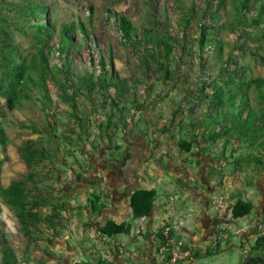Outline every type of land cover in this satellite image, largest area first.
Instances as JSON below:
<instances>
[{
    "label": "rangeland",
    "instance_id": "obj_1",
    "mask_svg": "<svg viewBox=\"0 0 264 264\" xmlns=\"http://www.w3.org/2000/svg\"><path fill=\"white\" fill-rule=\"evenodd\" d=\"M35 1L48 8L52 20H80L86 23L88 16H92L93 33L89 37L90 46L79 33L76 34L81 43L78 55L85 65L75 69L78 78L73 76L66 82L58 74L57 78L65 88L61 89L51 80H46V89L42 92L28 89L27 95L32 96L33 101L24 100L21 111H15L13 115L2 119L6 141L0 145V184L6 188L15 181L25 180L31 173L32 179L25 184L27 202L38 203V207L34 206L35 210L31 211L36 212L37 218L31 223L26 216L23 217L26 222V226H23L18 217L21 209L11 208L0 199V235L10 244L17 264H48L52 255L47 245L53 242L50 240L52 231L58 224L50 219V215L63 208L70 186L76 185L78 177L91 171L89 165L100 164L98 159L101 151L112 148L114 157L123 159L130 143L126 138L143 135L147 143L153 140L151 133L146 134L149 124L146 123V116H156L159 122H165V127L172 126L177 120L187 121L191 117L202 116L208 109L206 102L200 101L197 96V90L204 85L203 82L209 85L205 89L208 94L217 88L227 90L236 87L246 92L250 102L255 103L258 93L252 81L264 80V31L255 33L259 29L239 26L234 13L238 0ZM14 2L17 0H0V43L3 42L16 56L29 58L37 49L32 39L34 24L26 23L14 12L9 5ZM112 13L129 21L140 37L146 38L147 31V36L152 39L158 36L167 40L172 46L170 55L166 59L160 57L157 42L152 39L145 40L139 46L129 45L117 30ZM187 20L190 24H187ZM200 26L206 27L207 38L221 42L220 52L209 46L199 52L195 41L201 35ZM92 44L96 45L99 53ZM99 54L104 56L106 67L104 70L96 69L97 75L103 72L105 77H109L115 73L119 80L125 82L122 88L110 86L100 90L91 87L89 91L88 85L84 87L79 78H84L86 72L92 70L90 65L97 64ZM109 59L113 62V71L108 66ZM227 61V68H237L235 83L232 84L222 83L229 80L223 71L224 62ZM54 65H59L58 60L49 58L48 66ZM161 69L166 71L165 79ZM2 71L0 61V85L6 86ZM234 91L223 92L226 104L239 103V90ZM216 100L218 98L214 100L217 103ZM214 102H210L214 108L210 107L212 117L220 118V124L226 126L225 134L230 137L228 148L239 146L229 159L230 169L235 166L242 172L240 178L243 186L239 189L238 197L251 201L255 196L262 195L264 148L252 150L246 146L245 135L236 137V132L229 131L241 124L249 126L252 120H245L244 115L238 122L236 116L225 113V120L222 121L224 108L218 109ZM3 103L4 98L0 95V105ZM235 110L237 112L238 108ZM169 115L173 118L171 121L167 120ZM108 121L111 123L109 129ZM257 124L254 134L261 136L264 134V125L262 122ZM188 136L184 134V137ZM27 140L34 142L37 152L32 169H28L19 151ZM132 149L130 153H133ZM255 159L261 164H255ZM108 160H111V156ZM219 160L222 162V159ZM247 180L250 187L246 185ZM217 192L212 193L211 199ZM93 207L89 204L90 211ZM24 210L28 211L29 206ZM252 216L254 222L257 218L254 211L246 217ZM250 225L253 228L254 223ZM25 228L29 230L28 235H24ZM253 243L251 235L248 257L253 254L264 256V251L252 250ZM235 247V250L224 248L209 257H200L196 264L244 263L247 258L242 253L244 246L237 242Z\"/></svg>",
    "mask_w": 264,
    "mask_h": 264
},
{
    "label": "crops",
    "instance_id": "obj_2",
    "mask_svg": "<svg viewBox=\"0 0 264 264\" xmlns=\"http://www.w3.org/2000/svg\"><path fill=\"white\" fill-rule=\"evenodd\" d=\"M172 119L170 115L167 118ZM190 119L177 120L172 126L165 127V122H159L156 116H146V123H149L146 134L151 133L153 139L150 143L142 138L143 135L126 138L130 143L123 159L115 158L112 148L101 151L100 164L89 165L91 171L77 178V184L70 186L65 205L53 214L58 224L52 231L50 240L53 242L47 245L52 255L48 264H85L96 258L101 264H163L157 254L156 235L161 230L169 198H172L184 224V243L195 248L196 257L192 264H196L200 257H209L224 248L235 250L237 242L248 248L251 235L254 238L251 246L255 247L259 237L257 225L264 216V183L262 195L249 201L257 216L253 228L239 237H229L224 244L215 245L217 229L225 218L211 212V195L223 190L231 205L242 200L238 197L243 186L242 172L239 167L230 169L229 160L239 146L229 149L230 137L224 132L216 137L215 142L202 141L199 136L203 130L197 125L194 128L189 126ZM205 132L211 136L218 133L208 128ZM185 133L198 139L190 153L178 148V141L186 139ZM130 148L133 153L129 152ZM109 156L111 160H108ZM249 183L247 180L246 185L250 187ZM145 190L155 192L152 213L134 220L130 196ZM93 198H96V211L89 210V200ZM107 222L129 223L130 232L106 236L99 229ZM245 256V262L239 264L254 262Z\"/></svg>",
    "mask_w": 264,
    "mask_h": 264
},
{
    "label": "trees",
    "instance_id": "obj_3",
    "mask_svg": "<svg viewBox=\"0 0 264 264\" xmlns=\"http://www.w3.org/2000/svg\"><path fill=\"white\" fill-rule=\"evenodd\" d=\"M10 7L13 8L18 16L22 17L26 23L31 22L34 24L35 32L32 37L33 43L36 46V51L29 55V58H20L16 56V53H12L5 47V44L0 43V61L2 63V74L4 80L7 82L6 86L0 85V95L4 98V103L0 105V145H4L6 141V135L3 129L2 119H6L8 115H13L15 111H21L24 105V100L33 101L32 96L27 95V90H34L42 92L46 89L44 83L46 80H51L57 87L63 89L65 85L61 80L57 78L58 74L62 75V78L66 82L70 81L71 77L78 78L75 69L79 67H85V65L80 61L79 49L80 40L76 38V34L79 33L81 38L88 46L91 45L89 37L93 33V23L92 16H88L87 22L83 23L80 20L71 22H60L50 19V12L48 8L42 4L37 3L35 0H17V2L10 3ZM92 13V10H89ZM156 12V9H154ZM234 13L239 26L241 28H255L259 29L255 31H264V0H238L234 7ZM109 13V17H110ZM113 21L117 26V30L121 34L122 39L132 46H139L145 42L147 39H152L147 36L149 32L146 31V38L144 36L140 37L137 35L136 30L132 27L131 23L126 19L120 17L119 15L112 13ZM187 24L190 21L187 20ZM201 35L197 40H193L197 43L199 52L203 51L204 47L209 46V48L215 49L218 52L222 50L221 42L214 39L207 38V29L205 26H200ZM254 35V34H253ZM152 40L157 42V47L160 50L159 56L166 59L172 52V46L164 38L155 36ZM94 49L96 45L92 44ZM5 47V48H4ZM264 51V48L262 49ZM96 52L99 53L96 49ZM56 58L59 65L48 66V59ZM105 58L102 54H99V61L96 65H90L92 70L86 72L84 78H79L83 83L84 87L88 85V90L91 91L92 88L103 89V87H119L125 84L124 80H119L115 73H112L109 77H105L103 74H98L96 69L104 70L106 67ZM109 65L113 71V62L109 59ZM229 62H224L223 71L225 75L227 74L229 80L222 83H235V77L237 74V68L228 67ZM165 79L166 71L160 70ZM97 75V77H96ZM234 77V78H233ZM224 81V80H223ZM197 92L199 93L198 99L200 101L206 102L207 112L203 114L200 120L193 119L191 117L189 126L193 127L197 125L199 129L203 130V133L199 136L202 141L206 142L208 140L214 141L216 137L220 136L223 132L225 133L226 126L220 124V118L212 117L210 102H214L215 98H218L217 108H224V117L222 121L225 120L226 114H233L237 117L238 122L244 118L245 120H252L253 123L249 126L237 125L229 129V131L236 132L235 136L245 135L246 146L252 150H257V148H264V134L261 136H256V126L257 123L264 125V80L257 79L253 80L255 90L257 91V100L255 103L250 102V98L246 92H241L239 88H231L224 90L223 88L215 89L211 94L205 92L208 84L205 85L203 82ZM92 87V88H91ZM234 90H239V103H232L231 105L226 104L223 101V92H235ZM233 94L232 96H234ZM192 97V94L190 95ZM238 97V93L236 95ZM237 104L236 108L232 111V107ZM45 105V104H44ZM211 107V108H210ZM242 108L239 111V108ZM214 109V108H213ZM236 113V114H235ZM260 119V120H259ZM260 121V122H259ZM257 124V125H256ZM111 123L107 122V129ZM240 126V127H239ZM217 130L216 135H208L206 129ZM263 128V127H261ZM45 133L48 131L45 129ZM250 133V136H249ZM211 136V137H210ZM55 136H52L54 138ZM195 135H190L186 139H180L178 141V148L184 153H190L193 145L197 142L195 140ZM244 137V138H245ZM19 151L25 161L28 169H32L35 161V156L37 152L34 150V142L32 140H27ZM255 164H261L258 159H255ZM32 179V174L30 173L25 180L15 181L11 183L8 187L4 188L0 184V199L3 200L11 208L21 209L19 213V219L23 226H26V222L23 217L26 216L28 221L33 222L37 218L36 212L34 211V206L38 207L36 201L27 202V190L25 188L26 182ZM155 199V192L153 190L137 191L130 196L129 204L131 208L132 219H140L143 217H148L153 210V202ZM96 198L90 199L89 203L95 205ZM29 206V210H24L26 206ZM62 207V206H60ZM253 204L249 201L237 200L231 206V217L232 219H238L248 216L253 210ZM94 210V207L92 208ZM26 211V212H25ZM96 211V210H94ZM50 219H56V217L51 214ZM131 225L129 223L115 224L114 222H107L104 226L100 227L99 231L106 236L128 234L130 232ZM29 230L25 228L24 235H28ZM159 234V233H158ZM157 234V235H158ZM254 252L259 250L264 251V236H259L255 242V247L252 248ZM0 253L2 258V264H17L16 257L10 246V244L2 238L0 235ZM248 255V254H247ZM250 255V254H249ZM250 258L253 259L252 264H264V256L258 257L257 254H253Z\"/></svg>",
    "mask_w": 264,
    "mask_h": 264
},
{
    "label": "built area",
    "instance_id": "obj_4",
    "mask_svg": "<svg viewBox=\"0 0 264 264\" xmlns=\"http://www.w3.org/2000/svg\"><path fill=\"white\" fill-rule=\"evenodd\" d=\"M217 194L212 198L210 209L214 215L223 217L225 220L220 223L217 229L215 245L225 242L229 237L241 236L244 232L251 229L252 217H242L232 219L231 204L228 196L223 190H217ZM238 222H241L238 225ZM184 224L180 215L169 198L166 203V212L161 226V230L156 235L158 242L157 254L162 258L163 264H192L195 261V248L184 243ZM257 234L264 236V216L260 218L257 225ZM247 255L248 248L242 250ZM85 264H101L97 258ZM110 264V263H105Z\"/></svg>",
    "mask_w": 264,
    "mask_h": 264
}]
</instances>
